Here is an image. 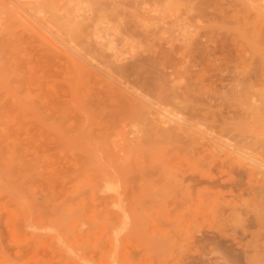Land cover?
Here are the masks:
<instances>
[{"label": "rangeland", "instance_id": "obj_1", "mask_svg": "<svg viewBox=\"0 0 264 264\" xmlns=\"http://www.w3.org/2000/svg\"><path fill=\"white\" fill-rule=\"evenodd\" d=\"M18 1L0 0V264H264V0Z\"/></svg>", "mask_w": 264, "mask_h": 264}, {"label": "bare ground", "instance_id": "obj_2", "mask_svg": "<svg viewBox=\"0 0 264 264\" xmlns=\"http://www.w3.org/2000/svg\"><path fill=\"white\" fill-rule=\"evenodd\" d=\"M18 1V0H17ZM22 1V0H21ZM28 1V0H27ZM43 0H41V1H33V0H29V2H27L28 3V5H27V7L29 8V6H30V8H31V10L34 12V10L35 11H37V13L39 12V13H43L44 12V6H45V4L42 2ZM46 1V0H45ZM51 1V0H50ZM50 1H48L47 0V2H49L50 3ZM2 2V1H1ZM4 2V1H3ZM18 2H20V1H18ZM22 2H24V1H22ZM51 2H55V1H51ZM58 5H59V3H58ZM23 6H25V5H23ZM46 8H48V7H46ZM49 9V8H48ZM53 12H52V11ZM51 10H49V12L51 13H53V14H55L54 12H60V8H59V6H53V4H52V9ZM62 13V12H61ZM13 14H15V13H13ZM36 14V13H35ZM47 14H49V13H47ZM16 16V15H15ZM50 16H51V14H50ZM61 16V15H60ZM63 16V15H62ZM53 17V16H52ZM56 17V16H55ZM7 18V17H6ZM4 19V18H3ZM52 19V18H51ZM53 19H55V18H53ZM7 20V19H6ZM4 21V20H3ZM1 26V25H0ZM4 26V25H3ZM5 27V26H4ZM33 31V30H32ZM2 34V33H1ZM5 35V34H4ZM34 35V34H33ZM122 62V61H121ZM140 63H141V61H140ZM137 64V67H138V65H139V68L140 69H142L143 68V62L141 63V64ZM126 64V63H125ZM136 64V63H135ZM143 64V65H142ZM142 66V68H141V66ZM133 66V64L132 65H124V64H120L119 63V60H116V61H113V62H110L109 63V66H108V68L110 69V72H113V74L115 73L116 75L118 74V75H120V76H124V75H127V76H129L130 75V69H131V67ZM135 66V65H134ZM133 66V67H134ZM136 67V66H135ZM137 67H136V69H137ZM138 68V69H139ZM137 69V70H138ZM139 69V70H140ZM132 71H135V70H132ZM139 72V71H138ZM132 73H134V72H132ZM129 107V106H128ZM129 108H131V107H129ZM83 116V115H82ZM79 120V119H78ZM89 122V121H88ZM77 123H79V122H77ZM76 125V124H75ZM145 125V124H144ZM77 127V126H76ZM86 127V126H85ZM150 128V127H149ZM82 129H84V127L82 128ZM146 129V128H145ZM145 129H142L143 131V133H145L144 131H148L149 132V130L147 129V130H145ZM140 131V130H139ZM138 131V132H139ZM151 132V131H150ZM149 132V133H150ZM140 133V132H139ZM149 133H147V135H149ZM138 136H139V134H137ZM137 135H135V138H136V136ZM146 134H144V135H142V136H145ZM146 135V136H147ZM141 136V137H142ZM179 137H180V134L176 131V130H170V131H156L155 132V134L154 135H152L150 138H153V142H157V144H160V145H162L163 143H168V144H173V143H177L176 145H178V139H179ZM138 138V137H137ZM141 139V138H140ZM139 139V140H140ZM154 139H155V141H154ZM139 140H138V142H139ZM143 141V140H142ZM151 141H152V139H151ZM140 143H141V141H140ZM199 143V142H198ZM156 144V145H157ZM134 147V146H133ZM175 147V146H174ZM191 147V146H190ZM193 147V146H192ZM241 147L242 146H240V145H235V146H233V148H232V150L234 151V152H238V153H240L241 154ZM186 148H187V151H188V149H189V146H186ZM191 150L193 149V148H190ZM113 151V150H112ZM189 152H191L190 150H189ZM194 153V152H193ZM216 155V154H215ZM112 156H114V155H112ZM194 156V155H193ZM110 157H111V155H110ZM215 158V157H214ZM213 158V159H214ZM182 159V157L180 156L179 157V160H181ZM169 161H172L173 162V159L171 158ZM216 161H214V163H215ZM225 164V163H224ZM101 175V174H100ZM104 176L106 177V175L104 174ZM104 176L102 177V178H104ZM110 177V176H109ZM148 177V176H147ZM106 180H108V178L106 179ZM114 181V180H113ZM104 182H106V181H103V184H104ZM111 182V181H110ZM106 183H108V182H106ZM102 184V185H103ZM111 188V187H110ZM115 193V192H114ZM107 194V193H106ZM109 195V194H108ZM123 197V196H122ZM107 198V197H106Z\"/></svg>", "mask_w": 264, "mask_h": 264}]
</instances>
